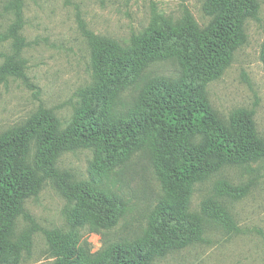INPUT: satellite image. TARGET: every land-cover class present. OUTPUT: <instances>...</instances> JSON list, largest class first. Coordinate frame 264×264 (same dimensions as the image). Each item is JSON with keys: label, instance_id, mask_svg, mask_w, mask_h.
<instances>
[{"label": "trees", "instance_id": "trees-1", "mask_svg": "<svg viewBox=\"0 0 264 264\" xmlns=\"http://www.w3.org/2000/svg\"><path fill=\"white\" fill-rule=\"evenodd\" d=\"M25 1L7 4L13 20L1 35L9 42L0 64L3 78L27 80L22 58ZM202 8L210 18L205 26L186 16L159 30L132 34L124 43L106 35L93 37V81L74 119L62 127L40 105L0 133V264H20L30 253L31 236H15L16 220L25 201L48 182L69 204V230L46 233L55 256L52 264H152L156 257L200 240L208 223L235 227L224 201L240 199L244 186L216 180L198 211L191 208V196L196 184L226 168L264 162V139L252 111L239 108L222 118L205 92V82L219 77L245 42L246 22L256 17L259 3L204 0ZM167 59L177 63V76L143 77L148 66ZM135 86L132 106H124L121 95ZM77 149L94 151L98 178L76 180L57 168L64 152ZM143 149L162 188L147 228L135 240L105 242L91 253L78 230L111 229L127 206L102 177Z\"/></svg>", "mask_w": 264, "mask_h": 264}, {"label": "rangeland", "instance_id": "rangeland-1", "mask_svg": "<svg viewBox=\"0 0 264 264\" xmlns=\"http://www.w3.org/2000/svg\"><path fill=\"white\" fill-rule=\"evenodd\" d=\"M255 18L247 20L246 40L233 53L222 74L205 82L207 98L222 118L235 109L252 111L258 135L264 139V0H257ZM9 0H0V64L9 51L1 35L13 20ZM204 0H26L24 27L26 46L23 63L27 80L0 76V133L22 122L40 105L57 118L62 127L75 117L83 103V92L92 84L90 41L106 35L127 42L132 34L159 30L176 24L186 16L199 26L209 17L203 12ZM174 60L157 61L148 66L144 78L178 75ZM138 87L124 92L120 102L132 106ZM96 154L90 149L64 152L56 166L76 180L98 178ZM95 166V167H94ZM101 179V175H100ZM110 190L126 202L118 224L104 231L78 230L80 241L91 253L105 242L135 240L147 228L155 204L162 195L152 160L146 149L135 152L125 162L102 177ZM225 179L246 188L237 200H225L235 227L223 228L208 223L201 239L156 257L152 264H264V162L224 169L196 184L191 208L210 195L213 183ZM69 204L52 182L28 198L17 217L15 236L28 233L32 246L20 264H52L46 233L68 231L66 211Z\"/></svg>", "mask_w": 264, "mask_h": 264}]
</instances>
